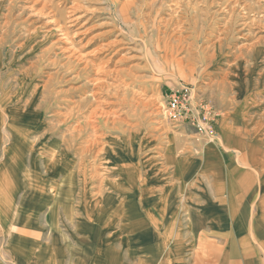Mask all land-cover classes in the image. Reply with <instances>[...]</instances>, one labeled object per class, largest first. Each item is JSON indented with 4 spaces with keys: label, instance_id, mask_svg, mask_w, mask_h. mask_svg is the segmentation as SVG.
Segmentation results:
<instances>
[{
    "label": "rangeland",
    "instance_id": "374dc122",
    "mask_svg": "<svg viewBox=\"0 0 264 264\" xmlns=\"http://www.w3.org/2000/svg\"><path fill=\"white\" fill-rule=\"evenodd\" d=\"M102 62L120 74H96ZM263 65L264 0H0V211L31 206L34 195L35 205L53 202L65 178L45 160L55 152L76 164L77 206L123 205L146 184L176 187L165 93L190 85L228 117L251 77L258 111L245 118L261 126ZM82 130L90 146L81 153ZM184 135L177 159L193 153Z\"/></svg>",
    "mask_w": 264,
    "mask_h": 264
},
{
    "label": "crops",
    "instance_id": "0c3cea01",
    "mask_svg": "<svg viewBox=\"0 0 264 264\" xmlns=\"http://www.w3.org/2000/svg\"><path fill=\"white\" fill-rule=\"evenodd\" d=\"M246 85L241 106L222 114L219 143L198 154L194 141L193 153L177 159L186 138L175 132V147L167 149L178 182L172 189L146 184L128 190L123 205L77 206L69 173L75 162L56 152L46 157L49 170L65 178L52 203L35 205L34 195L31 206L1 208L0 264H264V124L246 122L258 111L253 78ZM88 134L80 132L81 153Z\"/></svg>",
    "mask_w": 264,
    "mask_h": 264
},
{
    "label": "built area",
    "instance_id": "2783aa9c",
    "mask_svg": "<svg viewBox=\"0 0 264 264\" xmlns=\"http://www.w3.org/2000/svg\"><path fill=\"white\" fill-rule=\"evenodd\" d=\"M163 115L177 133H192L198 154L219 143L217 127L222 113L209 99L197 101L190 85L180 84L165 93Z\"/></svg>",
    "mask_w": 264,
    "mask_h": 264
},
{
    "label": "bare ground",
    "instance_id": "6f19581e",
    "mask_svg": "<svg viewBox=\"0 0 264 264\" xmlns=\"http://www.w3.org/2000/svg\"><path fill=\"white\" fill-rule=\"evenodd\" d=\"M10 12V11H9ZM205 13V12H204ZM12 17V16H11ZM76 20V19H75ZM6 23V22H5ZM66 29L64 28V27H62L61 29L59 28L58 29V31H64L65 33H64V35H66L64 38H66V40L68 41V40H70V38H67V35H69L66 31H65ZM9 33V32H8ZM63 33L61 32V35H62ZM64 40L63 39H60L59 40V42H63ZM65 42V41H64ZM257 45H260L261 43H262V40H257V42H255ZM254 46V45H253ZM256 46V45H255ZM251 50V49H250ZM105 61V60H104ZM105 64H106V62H102V64H99V65H96L97 67V71H98V73H96V74H98V75H106V77H108V76H111L112 77V75H114V73H117L118 75L120 74V72H113V71H105ZM90 68V64L88 63V65L84 68V71H83V73L81 74V76L83 75V74H85V73H87V70ZM96 72V71H95ZM120 77V76H119ZM110 78V77H109ZM95 81H97V84H96V86L100 89V87L102 86L101 85V83H103V84H106L103 80H100V78L99 79H97V80H95ZM100 83V84H99ZM94 85H95V83H94ZM86 87V86H85ZM80 88V87H79ZM87 88V87H86ZM102 88V87H101ZM104 88V87H103ZM108 89V88H107ZM104 90V89H103ZM71 91H73L72 89H71ZM76 92V91H75ZM67 93V92H66ZM78 93H80V91H78ZM63 94V93H62ZM88 102V101H87ZM86 102V103H87ZM83 103H85V102H83ZM85 105V104H84ZM88 126V125H87ZM81 129V128H80ZM83 132H84V130H82ZM74 132V131H73ZM98 137V136H97ZM75 142V141H74ZM89 143V142H88ZM96 143V140H94L93 142H91V144H95ZM89 145V144H88ZM87 145V146H88ZM90 146V145H89ZM92 146V145H91ZM89 148V147H88Z\"/></svg>",
    "mask_w": 264,
    "mask_h": 264
}]
</instances>
